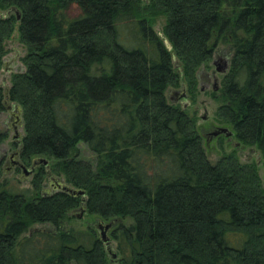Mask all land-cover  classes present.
Returning a JSON list of instances; mask_svg holds the SVG:
<instances>
[{
    "label": "trees",
    "instance_id": "16d2710c",
    "mask_svg": "<svg viewBox=\"0 0 264 264\" xmlns=\"http://www.w3.org/2000/svg\"><path fill=\"white\" fill-rule=\"evenodd\" d=\"M0 68L18 30L28 53L6 103L21 108L20 156L85 191L5 188L0 163V264H264V189L257 164L235 153L212 163L195 116L169 87L195 94L219 41L231 47L216 115L264 154V0H0ZM166 17V45L152 23ZM124 30L128 35L125 38ZM130 40V41H129ZM176 60V61H175ZM5 136L0 134V143ZM85 143L93 160L80 157ZM51 166V165H49ZM85 212L111 229L112 260L97 230H63ZM36 224L51 228L32 231Z\"/></svg>",
    "mask_w": 264,
    "mask_h": 264
},
{
    "label": "rangeland",
    "instance_id": "374dc122",
    "mask_svg": "<svg viewBox=\"0 0 264 264\" xmlns=\"http://www.w3.org/2000/svg\"><path fill=\"white\" fill-rule=\"evenodd\" d=\"M17 11L13 9L2 10L0 8V16L15 14ZM166 24V17L159 16L154 19L152 23V28L155 34L165 42L166 45H169L168 40L164 35V26ZM125 38L128 39V35L125 33ZM130 41V40H129ZM6 54L3 59V65L0 68V85L4 89H8L12 84L13 76L20 72L25 71L26 67L23 63V58L27 55L28 50L24 43L21 42L18 30L14 32L12 37L5 42ZM232 52L231 47L228 43L223 41H219L216 45V49L212 60L208 64H204L198 71V85L196 88L195 94H189L186 99L179 100L176 102H171L170 96L172 92H179L181 90V86L179 87H169L166 91L167 99L170 103H174L186 109L190 115L195 116L197 129L203 139V145L206 151V154L209 160L212 163H216L223 155L229 153H235L241 163H251L257 164V172L260 176L262 186L264 189V154L259 149L257 145H246L237 139L235 133L231 137H227L224 134L222 135H214V132L219 128H229L233 131V126L222 121L216 115L218 107L221 105L220 92L221 85L224 78L225 73H221L218 71L215 62L218 60L227 61L228 65L230 62ZM176 61V60H175ZM210 77V85L209 87L205 86L204 81L207 77ZM214 77L217 78V91L213 90ZM17 114L21 119V109H19L16 103H6L5 111L0 112V134L5 136L4 140L0 143V158L2 154H5L4 160H2V168L3 174L1 177L2 182L5 185V188L11 190L15 193H25L33 191V180L35 175L39 171V167H47L45 164L39 165L35 170L34 174L22 173L21 170H11L7 171L6 162L7 157L12 154L15 150L19 149V146L15 144L14 139V128L12 126L11 114ZM18 125L17 132L20 133L18 137L19 142L22 140V136L24 134V128L22 120H20ZM20 145V144H19ZM79 155L81 158L85 160H93L94 155L88 149L85 143H80L78 145ZM39 158V157H34ZM33 159V158H32ZM31 159V160H32ZM56 160H51L48 165L50 169L46 170V177L43 181V190L42 193L45 195H49L58 190L55 189L56 180H62V182L67 183L65 176L60 173L52 170L55 165ZM50 173V175H49ZM71 186L70 184H68ZM72 187V186H71ZM79 208L75 209L74 212H79ZM100 217L97 215L88 214L87 212L81 218H77L75 216H70L68 219L64 221L61 229L69 230H86L90 227L95 229V224L98 223ZM111 222V221H107ZM130 219L115 221L113 227H115L119 223H130ZM112 227V228H113ZM51 228L50 224H36L31 229L32 231L38 229H48ZM96 230V229H95ZM98 232V231H97ZM111 236V232L109 233ZM99 235V232H98ZM112 248L116 251L117 243L112 240ZM111 264H119L118 262H113Z\"/></svg>",
    "mask_w": 264,
    "mask_h": 264
},
{
    "label": "water",
    "instance_id": "95a60500",
    "mask_svg": "<svg viewBox=\"0 0 264 264\" xmlns=\"http://www.w3.org/2000/svg\"><path fill=\"white\" fill-rule=\"evenodd\" d=\"M228 62L226 61L225 62V66L223 69H218L219 72L221 73H226L227 70H228ZM217 78H216V83H217ZM182 90H180L181 92V96L182 97H186L187 96V93H186V86L183 85L182 86ZM19 107V106H18ZM19 109H21L19 107ZM17 115V114H16ZM18 116V115H17ZM20 120H22V118L20 119V117L18 116V123H20ZM17 130H18V127H17ZM18 134L20 135V133L18 132ZM224 134L225 136L227 137H231L234 135V132L232 130H230L229 128H219L214 135L218 136V135H222ZM21 151H19L20 153ZM49 160L45 157H39V158H36L34 161H33V167L37 164V165H41V164H45L47 167V170L50 169V166L48 165L49 164ZM22 168L26 169V167L23 165ZM50 175V173H49ZM56 186L55 189L58 190V191H63V192H67L69 194H72L74 196H84L85 195V191L84 190H80V189H75L71 186H69L68 184L62 182V180H56ZM85 200H86V197H83V202L80 206V209H79V212H74V213H71L72 216H75L77 218H81L84 213H85ZM114 225V222H105L103 220H99L98 223L95 224V229L99 232V237L101 239V241L105 244L106 246V250L108 252V254L111 256V259L114 261L117 259L118 257V253L116 251H114V249L112 248V239H111V236H110V231L112 229Z\"/></svg>",
    "mask_w": 264,
    "mask_h": 264
},
{
    "label": "flooded vegetation",
    "instance_id": "af4514ba",
    "mask_svg": "<svg viewBox=\"0 0 264 264\" xmlns=\"http://www.w3.org/2000/svg\"><path fill=\"white\" fill-rule=\"evenodd\" d=\"M225 62L226 61H221V60H218L217 62H215L216 66H217V69H223L224 66H225ZM210 77L208 76L207 79L204 81L205 83V86L206 87H209L210 85ZM182 86H181V90H182ZM218 87H217V83H216V77H214V84H213V90L214 91H217ZM186 93H187V96L186 97H182L181 96V92H172L171 93V96H170V100L171 102H176V101H179V100H183V99H186L189 94L187 92V88H186ZM12 118H11V121H12V126L14 128V132H15V135H14V139H15V144H17V146H19V149L15 150L12 154H10L8 157H7V162H6V170L7 171H11V170H21L22 173H25L26 175H30V174H34L35 170L37 169V167H39V165H35L33 167V161L36 159V158H33L32 160H30L29 162H24L20 156V147H21V142H19V139L18 137L20 136L17 132V127L19 125L18 123V116L14 113L11 114ZM216 132V131H215ZM214 132V134H215ZM20 144V145H19ZM4 157H5V154H2L1 155V158H0V163H2V160H4ZM25 166L26 169L22 168V166Z\"/></svg>",
    "mask_w": 264,
    "mask_h": 264
}]
</instances>
